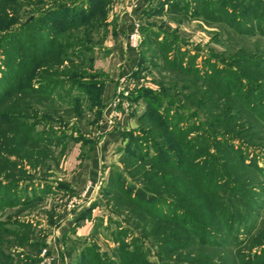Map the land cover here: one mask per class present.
<instances>
[{"label": "rangeland", "instance_id": "rangeland-1", "mask_svg": "<svg viewBox=\"0 0 264 264\" xmlns=\"http://www.w3.org/2000/svg\"><path fill=\"white\" fill-rule=\"evenodd\" d=\"M155 2L143 0L136 3L129 0L138 19L128 34V43L133 48L130 36L138 31L140 37L137 47L133 49L139 54V63L128 86H118L109 107H106L103 93L109 76L100 64L108 54L105 49L109 40V27L116 26L112 16L118 13V3L112 0H0L1 9L6 8V15L12 20L10 23H14L10 30L26 25L21 42L11 38L0 44V64H4L7 56L15 62L20 47L26 56L24 67L30 66L29 70L32 68L34 51L37 50L41 60L34 68H40L41 71L34 83L41 79L47 85L42 90L43 95H52L51 100L25 97L21 102L15 101L16 95L9 94L7 108L21 109L29 116L26 120L28 126L35 128L33 136L39 134L43 138L54 139L58 135H66L46 157L42 156L38 160L36 158L40 151L36 149L43 146L34 147L23 134L14 140L10 127L4 129L6 138L1 140L0 136V142L6 148L14 146V142L21 144L26 139L19 148L23 150L24 157L32 153L34 160L29 161L22 156L19 159L12 157L13 161H18L16 172L13 173L23 183L29 181L30 177L34 178L33 181L40 188L38 195L45 199L30 207L12 208L4 205L3 199L9 201L18 195L23 200V194L16 192L13 187L0 189V222L12 219L30 224L24 229L13 226L12 221L7 224L19 231V239L17 235L10 236L14 264H32L34 259L40 264L45 249L54 257L55 263L57 259L63 261L65 253L69 252V264H97L99 259L109 261V264H120L124 260L123 248L128 253L124 261L127 260L129 264H172L176 259L177 264L188 261L194 264H264V178L260 179L261 187L252 196L256 208H250L252 217L243 226L244 230L240 224H236L230 236H222L225 242L221 240V243L217 242L219 246L211 248L198 243L183 250L180 246L176 249L175 246L166 245L167 239H173L172 232L166 235L163 232L165 228H170L168 223L160 221L156 224L153 222L155 216H145L147 214L130 204L121 192L126 183L128 196L138 197L141 201L145 199L139 193L147 182L139 174L138 165L134 164L137 160L128 157L136 158L147 147L150 155L155 154L153 140L148 139L147 144L143 140L144 136L153 138V134H143L144 123L140 122L146 112L156 109L155 101L159 105L160 102L166 103L173 111L169 103L172 99L198 110L200 115H194L189 110L171 113H182L184 120L180 118L178 123L181 121L183 125L188 123L199 128L207 115L211 114V107L215 106L213 109L216 110L217 105L221 107L220 102H226L208 80L204 84L197 81L202 87L200 93L205 96L201 98V94L193 95V87L185 85L187 83L182 80L196 82L195 79L172 70L175 64L198 68L202 78L212 77L216 83L231 81L230 90L236 97L238 92L252 102L264 105V0ZM189 4L199 9L196 16L194 12L186 10ZM205 6L210 11L204 13ZM4 17L5 12L0 10V22ZM0 33L5 32L0 29ZM51 45H55V48L52 49ZM167 59L172 61L169 63L172 67H167ZM23 85L26 86V83L22 78ZM4 86L0 83V93ZM235 96L233 101L236 102ZM73 101L77 102V106L66 104ZM195 101H198V106ZM236 105L234 111H230L229 107L224 111L233 114L235 119L229 127L221 126L218 133L222 136L221 131L226 129L235 133L239 128V134L232 136L233 143L238 146L247 137L252 141L250 146H253L248 148L250 155H264L255 146L256 143L264 145V120L255 119L254 116L250 119L247 115L243 117L249 120H244L242 115L237 116V102ZM159 111L162 112V108ZM124 119H134L135 128H124ZM3 123L0 115V124ZM129 133L137 137L130 138ZM191 133L190 137H193L195 129ZM211 149L214 152V148ZM94 154L102 162L99 170L93 173L86 167L83 174H95L99 182L89 181L82 190L79 189L78 184L81 183L78 180L77 184H71L78 190L72 189L64 181L69 175L81 174L84 162ZM231 155L234 157V154ZM259 162L263 167L264 158ZM143 167L151 171L150 167ZM11 168V165H7L2 175H6ZM205 169L210 168L207 165ZM116 173H120L125 181L122 183L121 177H117L116 183L109 187V178ZM237 181L241 182V179ZM91 187H95V192L90 197L95 199L90 206L96 204L98 216L91 234L80 237L75 230L79 222L89 218L88 213H83L75 226L68 230L67 219L74 212L79 215V211L89 201L85 200V193ZM146 197L148 199L149 196ZM154 203L163 213H174L169 203L164 205L152 201V205ZM202 223H208V220ZM175 241L182 244L181 240Z\"/></svg>", "mask_w": 264, "mask_h": 264}, {"label": "trees", "instance_id": "trees-1", "mask_svg": "<svg viewBox=\"0 0 264 264\" xmlns=\"http://www.w3.org/2000/svg\"><path fill=\"white\" fill-rule=\"evenodd\" d=\"M189 5L190 6H188L186 10H188V12H194L193 14L196 16V14L199 13V9L196 8L194 4ZM0 10L5 12V17L0 22V25H2L0 29L5 32L4 34L0 33V44L5 43V41L11 38H17L18 41L21 42L22 34L26 30V25H19L15 30H10L12 27L11 24L14 25V23H10L11 19L8 17L9 15H6L7 10L5 7L2 9L0 7ZM203 11L205 13L210 11V9L205 6ZM213 11L214 8H212V12ZM206 16H208V13H206ZM51 48L54 49L55 45H51ZM36 51H34L35 56L31 63L32 68L29 70L28 67L30 66L24 67L23 61L26 59V56L23 55V51L20 47H18V51L15 55V62L7 56L4 64H0V83L5 84L0 93V115L4 122L0 124V136L1 140L6 138L4 129L10 127L14 140H17L16 137L19 134H23L34 147L43 146L41 148L43 150L36 149L42 154H38L39 157L37 158L35 157L36 160H38L42 156L46 157L48 152L53 147L58 146L59 140L66 137V135L61 137L58 135L54 139H46L39 134L33 136L35 128L27 125L26 119L29 116L25 115L21 109L8 110L7 108L9 94H13V96L16 95L15 101L21 100V102L25 97L32 100L37 97L41 99L47 98V100L50 98L51 100L50 96L52 95H43L42 93V90H44L47 85L43 83L41 79H37V82L34 83V80H36L35 78H37L41 71L40 68H34L39 60H41V56H39L40 53ZM6 55L8 54L6 53ZM166 63L168 64L167 67H170L171 65L169 63H172V61L167 59ZM37 67H40V65ZM42 67L45 66L42 65ZM172 70L188 74L191 78L195 79L196 82L187 79L182 80V82L187 83L185 85L193 87V95H195V93L196 95L201 94L199 97L203 98L205 94L200 93L202 87L198 82L204 84L206 80H208L213 83L212 86L215 87L218 95H221V98L226 102H220L221 107L217 105L216 110L213 109L215 106L211 107V109L208 107L211 114L207 115L205 121L201 123L199 128L197 125L189 126L188 123L183 125L181 121L178 123L180 118L182 121L184 120L182 118V113L181 115H179L180 113H171L174 111L183 112L189 110L193 112L194 115H200L198 110L176 103V101L172 99L169 103L170 107L174 109L173 111L166 103L160 102L159 105V102L155 101L154 103L157 106L156 109H150L140 118V122L144 123L143 130L145 133L143 134H153V138H146L144 136L143 140L146 141V144L148 143V139L153 140L155 154L150 155V149L147 147L144 149V153L136 158L128 155V158L137 160L134 161V164L138 165L137 168L140 169L139 174L144 181L147 182L139 193L145 198V201H141L138 197L128 196L126 183L125 188H121V192L130 204H133L136 209H141L145 212L147 214L145 216H155V221L153 222L156 224L160 221L168 223L170 228H165L166 231L164 230L163 232L165 235L166 233L171 234L172 232L173 239L171 241L167 239L166 245L175 246L176 249L180 246L181 250H183V248L193 246L192 244L194 243L197 245L198 243L202 246L211 248L219 246L217 242L220 241L221 243V240L225 242L222 236H230L236 224H240L242 227L247 224L252 217L250 208H256V203L253 201L252 196L256 194L257 188L261 187L260 179L264 178V166L262 167L259 162L261 158H264V155H256V153H254V155L251 156L248 152V148L253 147L250 146L252 144L250 142L252 141L245 137L246 139H242L244 141H241L238 146L233 143L234 139L232 136L239 134V128H237L238 130L235 133L228 129L224 130V132L221 131L222 136L219 134L220 132L218 133V129L221 126L229 127L235 119L233 114L224 111L228 107L230 111H234V105L237 106V102V116L242 115L241 117H243L247 115L250 119L251 116H254L255 119L258 117L264 120V105H259L258 102H252L250 98L241 96L238 92H236V97L230 90L231 81L227 80L223 84L214 82V78L212 77L202 78V76L199 75L198 68L195 69L187 67L186 65L178 66V64H175ZM27 71L29 72L27 73ZM22 78L26 83V86L23 85L25 87L22 86ZM239 82L242 84L241 81ZM234 96L236 102L233 101ZM195 102L198 106V101ZM66 104L77 106V102L75 103V101ZM161 108L163 110L162 112L159 111ZM221 109H223V112H221ZM243 118L244 120H249L246 117ZM193 129H195L196 134L190 137ZM129 137L135 138L137 136L134 133H129ZM23 141H21V144L20 142H16L17 144L14 142V146L11 145L9 148H6V146L3 147L0 142V189L13 187L16 192H21L23 194V200H20L18 195H14L9 201L3 199L2 203L12 208L18 206L26 208L45 200L42 195H38L40 188L33 181L34 178L32 179V177H30L32 179H30L31 181L29 180L23 183L21 180L17 179V176L13 173L16 172L18 161H13L11 158L17 157L19 159L21 156L24 157L23 150L19 148L21 145L23 146ZM200 141L202 142L199 145ZM256 144L255 146L259 147L261 152H264V145L260 143ZM220 146L225 147H221L222 149H220ZM212 147L214 148V152L213 149H211ZM31 154L32 153H30L29 156L26 154L27 156H25L24 159H28L29 161L34 160ZM231 154H234V157H232ZM250 156L252 158H250ZM7 165H11L12 168L10 170L8 169L6 175H2ZM207 165L210 169H205ZM143 166L150 167L151 171H147ZM20 169L22 168L20 167ZM117 177H121L120 173L110 176L109 187H112L114 182L116 183ZM120 179V182L124 183L125 179L123 177ZM240 179L241 182H238L237 180ZM42 189L44 190V188ZM46 189L48 188L46 187ZM146 196H149L148 199ZM152 201L157 203L161 202L164 205L169 203L168 205L173 208L174 213L172 215L163 213V211L156 207V203L152 205ZM95 208L96 204L94 203L91 209L87 211L89 216ZM133 211L138 214L135 209H133ZM205 220H208V223H202V221ZM11 221L13 222V226H20L23 229L30 226L29 223H21V221H13L12 219L4 223L0 222V264H14L15 262L10 252L11 245H13L10 236L17 235V239L20 237L18 236L19 231L15 229V227H8L7 224ZM244 228L245 227H243V230ZM175 240H181L182 244H178ZM122 255V258L125 260V256L128 255L126 248H123ZM124 260L122 259L120 264H129L127 260L126 262ZM108 262L104 260L100 261L99 259L97 264H109ZM31 263L37 264L38 261L34 259ZM177 263L178 260L176 259L172 264ZM78 264L85 263L79 262ZM181 264L194 263L188 261Z\"/></svg>", "mask_w": 264, "mask_h": 264}, {"label": "crops", "instance_id": "crops-1", "mask_svg": "<svg viewBox=\"0 0 264 264\" xmlns=\"http://www.w3.org/2000/svg\"><path fill=\"white\" fill-rule=\"evenodd\" d=\"M114 3L117 2L119 5L118 13H115L112 17L116 20V26L109 27V40L107 43V48L105 49L108 53L105 58L101 60V68L108 74L109 82L105 84V89L103 93V104L104 106H108L110 104L111 99L114 97L117 91V87L120 85L128 86V82L133 79L134 72L138 67V59L139 54L132 47H130L128 43V34L133 28L135 22L138 19L137 12L134 11V7L130 5L129 0H112ZM158 0H156L155 4ZM133 7V8H132ZM109 107V106H108ZM108 109V108H107ZM122 124L124 128H135L136 124L134 119H124L122 120ZM105 139V138H104ZM103 151V149H102ZM95 152V151H94ZM91 159L86 160L85 165L83 167L81 174H73L69 175L68 179L64 182L75 185L76 181L79 180V189L86 187V183L91 181L92 183H98L99 178L95 174H83L86 167L89 172H96L99 170L100 163H102L99 158L95 157V154L92 155ZM80 162H83L80 160ZM71 186L72 189L78 190L76 186ZM92 188V187H91ZM91 188H87V192L85 193V200L89 199L88 202L85 203L82 210L79 211V215L76 212L73 213V216L68 218L66 230L72 229L75 226L76 222L79 220L80 216L83 213L87 212L91 209V203L95 198H91L90 195L93 194ZM88 196V197H87ZM90 197V198H89ZM84 200V201H85ZM96 209L92 211L89 218H84L81 222H79V226L76 227V235L80 237H87L91 234L93 229V223L95 218H97ZM69 260H71V254L69 252L65 253V258L63 261L56 260V264H69Z\"/></svg>", "mask_w": 264, "mask_h": 264}, {"label": "built area", "instance_id": "built-area-1", "mask_svg": "<svg viewBox=\"0 0 264 264\" xmlns=\"http://www.w3.org/2000/svg\"><path fill=\"white\" fill-rule=\"evenodd\" d=\"M130 1H133V2H140V1H143V0H130ZM139 32L136 31L134 33L131 34L130 36V42L131 44L133 45V48H136L137 47V43H138V40H139ZM41 258H42V261L40 264H56L55 261H54V257L53 256H50L49 252L47 249H45L42 254H41Z\"/></svg>", "mask_w": 264, "mask_h": 264}]
</instances>
